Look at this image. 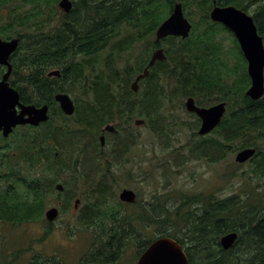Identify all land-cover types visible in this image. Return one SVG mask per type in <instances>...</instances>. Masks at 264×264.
<instances>
[{
	"label": "trees",
	"instance_id": "1",
	"mask_svg": "<svg viewBox=\"0 0 264 264\" xmlns=\"http://www.w3.org/2000/svg\"><path fill=\"white\" fill-rule=\"evenodd\" d=\"M14 1L17 4L18 0H0V37H21L11 60L14 78L20 74L29 80L27 92L21 91L22 99L54 106L59 105L54 98L56 93H74L76 110L68 116L61 108H50L49 120L40 126H18L8 137L0 133V220L14 224L47 221L46 198L54 193L57 179L46 181L48 176L41 175L42 170L61 173L72 168L78 173L85 167L83 159L88 160L92 147L99 146L105 125L115 123L117 131L110 134L129 141L115 142L114 158L118 163L136 145L138 136L134 128L125 126L135 117H143L146 126L159 135L177 125L167 117L169 108L175 107V100L184 104V99L194 97L198 105L209 106L228 98L231 106L222 122L212 131L213 135L200 136L192 143L188 160L215 162L225 159L236 148L255 147L257 152L248 171L252 173L247 176L263 182L246 181L238 192L223 198L200 193L187 196L180 191L170 202L158 196L167 197L170 192L156 194L151 203H143L140 215L148 212L146 217L187 220L191 264H264V100H252L245 94L251 83L247 61L233 32L211 20L213 1L74 0L72 10L60 14L59 0H21L5 17L3 9ZM178 1L183 3L185 14L193 23L190 36L186 39L168 36L156 42L157 28ZM216 3L235 5L249 13L254 7L251 14L264 38V0H216ZM26 5L30 7L25 9ZM223 31L234 36L239 54L240 63L232 70L241 73H237L239 77L234 82L221 56L223 47L218 37ZM161 46L166 49V60L158 61L134 92L132 81L147 66L153 51ZM0 67L1 75L4 67ZM52 68L61 69V76L48 77ZM57 80L59 88L53 86ZM240 80L245 84H240ZM49 84L51 88L47 87ZM237 94L242 95V101L233 108L232 99ZM192 115L200 123L199 117ZM67 149L72 151L68 158L64 155ZM95 158L103 156L96 151ZM63 185V191H57V199L66 202L75 198L70 182ZM111 194V191L98 192L94 203L84 204L90 209H82L78 217L107 216V209L101 208ZM71 205L72 200L68 205L63 203L60 215L68 212ZM109 210L112 212L108 216H126L122 210ZM130 210L128 215L138 211ZM183 223L177 229V223L172 221L169 224L174 227L172 233L181 232ZM230 231H237L239 237L234 246L225 250L219 236ZM142 240L148 238L142 236Z\"/></svg>",
	"mask_w": 264,
	"mask_h": 264
},
{
	"label": "rangeland",
	"instance_id": "2",
	"mask_svg": "<svg viewBox=\"0 0 264 264\" xmlns=\"http://www.w3.org/2000/svg\"><path fill=\"white\" fill-rule=\"evenodd\" d=\"M17 4H21V0H18ZM17 4L15 1L10 2L3 9V15L8 17ZM29 7L30 5H26L24 8L28 9ZM253 9L254 7L250 8L249 11L252 13ZM234 36L227 31H223L218 37V41L223 47L221 56L227 62L225 70L231 72V82L239 77L238 72L241 73L238 70L237 73H234L232 70L240 63L239 54L233 41ZM241 83L245 84V81L240 80ZM249 86L250 84L247 86L245 94ZM70 95L74 99L75 94L71 93ZM220 97L219 94L217 98ZM186 100L184 99V104L178 100L174 101L175 107L169 108L167 117L170 123L176 122L177 125L166 128L159 135H156L149 126H146V123L140 126L134 124L136 118L143 117H135L132 121L125 123L126 127L134 128L138 138L136 139V145L131 147L128 157L124 160L116 163L114 158L115 142L129 141L121 138L122 136H117L120 137V139H117L115 135L108 134L106 146L101 149L100 141H98L99 146L97 144L92 147L90 154L87 156L88 160L83 159L85 167L80 168V172L77 173L72 168L63 173H52L41 169V175L48 176L46 181L57 179L54 188L58 183L63 184L65 181H69L73 191L76 192L75 197L83 200L85 204H92L96 200L97 195L92 187L94 183L108 182L113 187L112 194L101 210L106 211L107 209L108 216L112 212L109 209H119L126 216L139 217L144 222H149V225L158 221L147 219L146 216L150 214L148 212L141 216V207L143 203H151L152 200H155L154 196L156 194L170 192L171 194L167 197H165L166 195H158L161 196L159 197L161 200L168 198L170 202L180 194V191H184L187 196L200 193L203 196L214 194L217 198H223L238 192L242 186L246 185V181L249 183L263 182L247 176L252 173L248 172L253 165L251 160L244 163L235 160L237 153L244 148H236L233 151L234 153L229 154L223 160L215 162L194 158L188 160L190 158V146L196 139L201 137L199 134L198 136L194 135V132L198 133L200 123L195 116L187 111ZM221 101H227L230 108V99H222ZM241 101L242 95L237 94L232 99L233 108L238 106ZM211 135H213V132L205 135V137L208 138ZM56 150L54 149L53 153ZM96 151L103 158H95ZM71 153L72 151L67 149L64 155L68 158ZM51 159L53 158L51 157ZM72 159H75V154H73ZM100 162L104 167L99 164ZM107 167L109 168L107 169ZM245 172L246 174L242 176L241 173ZM97 174L99 175L96 177ZM125 188L133 189L137 193L140 204L129 205L120 200L119 194ZM57 191L55 188L54 193L47 196L44 217L46 210L50 207H59ZM76 198L71 199V207ZM71 200L64 202V205H68ZM71 209H68V212H62L60 217L49 225H46L47 221L44 220L18 224L0 220V264H26L30 253L50 256L52 261L55 256L59 264H92L89 262L88 254L93 250L92 241L94 240L90 233L79 231V229L75 230V226L69 224L72 222L70 220L75 217V213H72ZM129 209L132 211L138 209V211L128 215L127 210ZM175 219L177 229H179L183 219L179 217ZM168 225L169 223L165 224L162 221L157 223V227H167ZM146 228L148 226L142 224L140 231L142 236L152 238V232L149 229L146 230ZM225 234L219 237L221 238ZM213 252L215 253V251ZM132 255L133 252H127L124 257L125 261H128ZM41 259L46 260L48 258L43 257Z\"/></svg>",
	"mask_w": 264,
	"mask_h": 264
},
{
	"label": "water",
	"instance_id": "3",
	"mask_svg": "<svg viewBox=\"0 0 264 264\" xmlns=\"http://www.w3.org/2000/svg\"><path fill=\"white\" fill-rule=\"evenodd\" d=\"M74 0H60L59 8L65 13H69L73 8ZM213 1L210 11V18L214 22L223 24L231 30L238 40L241 50L247 60V72L251 79V84L246 91V95L253 100L264 98V38L259 33L255 19L251 13L235 5L221 6ZM193 23L186 16L183 3L178 1L174 4L171 14L159 25L156 30V42H161L168 36L181 37L186 39L190 36ZM20 44V38L12 39L0 38V65L8 66L0 80V133L8 137L18 125L31 124L38 126L47 122L50 118L48 105L37 107L34 104L25 105L20 101L17 90L9 84V77L12 73L11 56ZM167 58L166 49L158 47L150 57L144 70L139 73L131 83V88L137 92L140 88V81L150 75V70L158 61ZM50 75L60 76V70H54ZM55 100L59 103L61 110L68 116L75 113L76 104L72 96L67 92H59L55 95ZM17 106L21 108H17ZM185 106L188 112L196 114L201 122L198 134L205 136L211 133L223 120L228 111V102L220 101L209 106H201L196 103L194 97H188ZM146 123L144 118H136L134 124L137 126ZM116 132L114 124H107L102 128V132ZM102 145L105 144V135L100 136ZM257 152L255 147H246L239 151L235 160L244 163L252 159ZM56 190L63 191V184H56ZM121 201L135 203L138 196L133 189L125 188L119 194ZM80 199H76L74 204L78 207ZM58 207H50L45 212V218L53 222L59 216ZM239 234L231 231L223 235L220 242L224 249H230L237 241ZM137 264H189L187 256L182 246L170 237H162L153 243L141 255Z\"/></svg>",
	"mask_w": 264,
	"mask_h": 264
},
{
	"label": "flooded vegetation",
	"instance_id": "4",
	"mask_svg": "<svg viewBox=\"0 0 264 264\" xmlns=\"http://www.w3.org/2000/svg\"><path fill=\"white\" fill-rule=\"evenodd\" d=\"M59 12L60 14H62L64 11L59 9ZM60 17L61 15H58V20H60ZM15 37H20V36H15ZM2 39L8 40L12 38L3 37ZM11 63H12V73L8 81H9L10 86L18 91L20 95V101L25 105L34 104L37 107H43L44 105H48L45 103L38 104L35 102H26L22 99L21 91L24 90V92H27L26 87L29 86V83H28L29 80L22 78L20 74H16V77L14 78V73H13L14 66H13L12 60H11ZM0 66L4 67V71L0 75V80H1L3 78L4 73L8 70V66H5V65H0ZM54 70L61 71V69L59 68H52L47 72V76L56 77V78L60 77L61 75L56 76V75L49 74L51 71H54ZM53 86L59 88L60 81L59 80L55 81L53 83ZM47 87L51 88L52 84H49ZM29 91H32V90L29 89ZM17 108H21V107L17 106ZM48 108H49V115H51L50 108H61V107L60 105H54V106L48 105ZM26 125H31V124H26ZM18 126H25V125H18ZM31 126H34V125H31ZM17 127H15L14 129H16ZM108 134L110 133L109 132L105 133L106 140H107ZM102 146H106V142ZM63 172H65V170L61 171V173ZM98 175L99 174H97L96 177ZM92 187L97 197L99 196L98 192L111 191L113 188L112 185L108 182H96L93 184ZM63 203L64 201L62 199L58 200L59 207L58 206L57 207L59 208V210L61 209ZM125 203L129 205L140 204L139 201L135 203H129V202H125ZM84 204L85 203L82 201L78 207H74L73 205L72 207L69 208V209L72 208L71 209L72 213H75L74 214L75 217L72 220H70L72 221L70 222V224L75 226V230L79 229V231L87 232L91 234V237L94 241H92L93 250L90 251L88 254L90 263L92 264H137L141 255L151 245V243H153L154 241L162 237H170L171 239L175 240L177 243H179L182 246L183 251L185 252L187 256L188 262L189 264H191V260H190L189 252H188V247L190 246V240H189V224L187 220L183 221L184 223L182 226V231L177 232L175 234V233H172L173 228H174L173 226L168 225L165 228H163V226L157 227L158 222L162 221L165 224L166 223L170 224L172 221L176 220L175 218H170V217L167 218V217H162V216L146 217L149 220L158 221L150 225H149V222H144L143 219L139 217H133V216H120V217H113V216L85 217L83 216L80 218L78 217V214L82 211V209H90L89 207L84 206ZM85 213H88V211H85ZM142 224L148 226L146 230L149 229L152 232L151 236L152 235L153 236L152 238L148 237V241L142 240V233L140 232L142 228ZM179 235H181V238L179 237ZM221 247H222V244H221ZM127 252H133V255L128 261H125L124 257ZM43 257L44 258L47 257L48 258L46 259L47 261L45 259H41ZM26 264H59V262L55 256H54V260L52 261L50 256H42L40 254L35 255V254L30 253Z\"/></svg>",
	"mask_w": 264,
	"mask_h": 264
},
{
	"label": "bare ground",
	"instance_id": "5",
	"mask_svg": "<svg viewBox=\"0 0 264 264\" xmlns=\"http://www.w3.org/2000/svg\"><path fill=\"white\" fill-rule=\"evenodd\" d=\"M189 82V81H188ZM189 85V84H188ZM220 238V237H219ZM235 247H236V245H235Z\"/></svg>",
	"mask_w": 264,
	"mask_h": 264
}]
</instances>
